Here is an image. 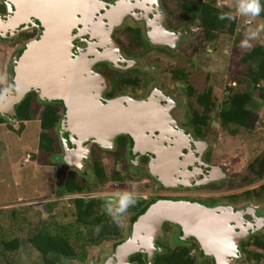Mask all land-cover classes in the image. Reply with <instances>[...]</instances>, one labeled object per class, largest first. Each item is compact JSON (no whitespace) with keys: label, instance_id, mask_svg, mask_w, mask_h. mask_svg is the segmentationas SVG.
Masks as SVG:
<instances>
[{"label":"water","instance_id":"obj_1","mask_svg":"<svg viewBox=\"0 0 264 264\" xmlns=\"http://www.w3.org/2000/svg\"><path fill=\"white\" fill-rule=\"evenodd\" d=\"M9 1L17 8L9 23L23 18L26 10L27 19L30 20V15L38 18L44 31L39 39L27 45L21 61H16L18 67L13 66L15 72H9L7 84L0 89V93L4 89L8 91L3 101H0V117L17 128L20 124L16 116L17 107L32 92L38 94L39 103L48 102L52 97L63 100L67 110L57 127L62 151L50 157L52 162L61 164L62 168L66 166L63 168L65 171L70 167L78 168L84 177H88L86 161L91 156L92 145L97 144L105 151H113L117 137L129 135L134 143V153L158 149L155 152L158 157L150 165V172L163 181H173L171 185L179 182L185 186H200L228 178L223 167L217 165L213 169L218 180H199L198 175L202 172L203 165L202 169L198 170L195 166L192 172L189 171L188 167L193 165L181 161L184 157L183 149L178 142L170 148L160 145L163 142L161 137L169 135L164 130L173 124L174 119L170 114L173 99L158 88L142 100L128 96L112 100L102 98L106 86L101 87L103 78L92 72V66L95 63H115V68L121 69L126 62L121 61L116 53L119 52L118 45L110 38L113 28L108 30V39H103L100 45H90L93 46L88 50L90 53L82 51L76 58L73 53L76 39L74 30L80 24H83L85 30H88L87 24L93 27L92 21L95 20L96 13L102 5L105 7L101 1L92 0L91 11L90 4L85 0H7V4ZM150 1L152 0H120L119 6H115V12L118 16V11L122 10L119 17L121 21L130 15L138 19L140 13L136 15L134 12ZM159 1H153L157 8ZM161 10L159 9L162 13ZM162 16L165 18V13ZM145 17L149 18L148 15ZM103 18L100 17L99 21L105 27ZM157 19L159 22L153 20L150 24L141 20L147 25V39L151 45L164 47L172 52L179 51L187 39L185 32L171 31L162 24L163 17L158 16ZM31 23L34 26L36 24L34 21ZM99 30L103 33L100 27ZM96 31L97 26L94 25V33ZM2 37L0 36V46L4 47ZM109 51L113 52L111 56ZM16 87L21 90L20 94L13 91ZM67 134L70 140L65 137ZM167 224L181 229L179 241L196 239L204 254L214 260L213 264H240L243 259L240 242L264 232V207L253 204L242 207L230 204L207 207L199 203L159 201L132 223L126 237L102 262L93 258L89 264H136L132 258L137 255H144L147 264H153L157 254L165 253L158 242L163 238Z\"/></svg>","mask_w":264,"mask_h":264},{"label":"flooded vegetation","instance_id":"obj_2","mask_svg":"<svg viewBox=\"0 0 264 264\" xmlns=\"http://www.w3.org/2000/svg\"><path fill=\"white\" fill-rule=\"evenodd\" d=\"M90 1L92 2V0ZM99 1H101L105 7L102 5L101 9L96 13V18H94L95 20L92 21V23L97 26V33H94V25L92 27L90 24H87L88 30H85L83 24H80L74 30L73 35L76 36V39L74 40L75 46L73 49L74 58H76L78 55H81L82 51L87 52L88 50H91L93 46L90 45H100L103 42V39H108V30L113 28L110 38L114 41V44L118 45L119 52L116 53L119 55L121 61L125 60L126 62L122 65L121 69L115 68V63H112V65L109 63H95L92 66V72L99 74L104 79L101 80V87L104 88V86H106L102 98L104 100H112L118 97L128 96L135 100H142L150 95L156 88L161 90L164 95L173 99V104H170L171 107H173V110L170 112V114L173 116L172 118L174 120L172 121L173 124H171L168 129L164 130L166 131V134L169 135H166V137L163 138L161 137L163 142L160 145L164 148H170L174 144L179 143L183 149L184 156L181 158V161H187L193 165V167L189 165V171L192 172L195 166V168H198V170L199 168L202 169L201 165H203V170L198 175V179L202 180L209 178L218 180L213 167L219 165V163L223 161L219 143L220 134L225 130L226 132L229 131L231 135L237 137L238 130L245 129L243 127L238 128L224 126V124L219 119L218 111H210L207 113L206 111L198 109L199 106H196V99L193 98L189 93V88H194V85L189 80V72H187L186 69H178L173 67H166V69L163 70V67L160 65L162 62L160 57L165 54V51L169 53L171 51L164 47H154L151 45L147 39V25L144 21H141L146 20L148 24H150L151 21L153 22V20L159 22L157 17L161 16L163 17L162 24H164L171 31L177 33L184 31L187 37L189 35L191 36L199 34L197 40L201 44L203 43L201 40L202 30L198 25L199 19L198 21L197 19L195 20L198 13H193L195 10L193 11V9L190 8L191 19L187 20L188 12L183 9V6L191 4L193 0L190 2H187L186 0L185 3L181 4V10L185 16V19L183 18L184 20H181V23H175L170 18L171 11L170 9L168 10V7H170L168 2L171 0H160L158 8L153 3L154 0H152L147 4H143L140 10H136L134 12L136 15L140 13V17H138V19H135L133 18V15H130L122 21L119 18L122 14V10L118 11V16L117 12H115V6H119L118 3L120 0ZM91 4L93 5V3ZM135 6L138 7V4ZM159 9H162L161 11L163 14L159 11ZM91 10L92 9L90 7V11ZM16 11L17 8L13 2L10 3L9 1L7 4V0H0V36H5L2 37L1 40L5 44L4 48L9 50L7 51L8 60L4 74L6 77L5 84H7L9 72H15L13 66L18 67V63L25 55L27 45L36 39H39L44 31L38 18H32L33 16L30 15V20L27 19L28 12L26 10L25 12L27 13L23 16V18L21 17L19 20L9 23L10 19L15 16ZM164 13L165 18L162 16ZM142 14L143 16L148 15L149 18L147 19L145 16L142 17ZM100 17H104L103 23L106 25L105 27H103L101 21H99ZM32 21L36 22L35 26L31 23ZM89 26L91 29H89ZM98 27L103 30V33H101L100 30L98 31ZM152 29L153 28H151V30ZM197 32L199 33L195 34ZM135 35L137 37L133 43V47H129V37L133 38ZM92 37L98 38L94 39ZM182 48L183 47H180V50ZM208 51L210 52V50ZM88 53L90 52L88 51ZM109 53L111 56V53L113 52L109 51ZM16 61L18 63H16ZM148 62L155 64L153 65L155 67L149 66ZM158 66L162 68L161 72L157 69ZM178 73L182 74L183 77H176V75H179ZM157 74L159 75L157 76ZM166 74L170 76V78H168V82H166L168 80L165 78L168 77ZM28 97H30V100L34 103L32 105V112L34 113H41V111L47 106L59 109V115L61 118L66 113L67 109L63 100L52 97L48 102L39 103V96L36 92L29 93L24 99ZM165 104L167 103H164V105ZM5 122L6 124H0V131H3L4 134H8V130L10 131L8 125H11L7 121ZM59 123L60 121L58 122L56 128L51 130V133L55 135L57 139V151L47 155L48 157L60 154L62 151L60 148V137L57 134V127ZM247 130H252L251 125L249 128H247ZM172 133L174 135H171ZM65 137L70 140L69 134H67ZM71 148H73V145ZM133 148L134 143L129 135H121L117 137L115 141V150L113 151H105L97 144H93L91 147V156L89 160L86 161V170L89 174V181H86L78 168L75 167H70L67 171H65L63 168H66V166H63L62 168L61 164H57L59 171L56 173L63 174V176H65V183L68 181L70 172L76 171L81 183L86 185V187L92 185L93 183H98L102 184L101 188L103 189H108L109 186L120 187L121 190L129 189L130 191H133L135 188L138 189L136 205L134 207H130L125 213L128 217L127 229L133 223L130 221L133 216L138 215V218L144 214L149 209V207H151V205L159 201L191 202L199 203L207 207H215L224 203H230L234 206H237L242 202H261V200L264 199V192L259 199H256L255 197L247 198L246 196L248 193H252L257 189L246 190L244 192L242 190L244 186H237L235 183L232 185L229 184L230 186L226 189L230 191V193L223 195L220 192L225 181H214L213 183L200 186H185L179 182H175V184L171 185V182L173 181H163L153 176L150 172V165L158 157L156 155L157 153H155L158 152V149L153 148L154 151L146 153H141L139 151L134 153ZM262 152L260 154H262ZM39 153L46 155L41 151H39ZM185 157L190 158L186 159ZM99 162L100 164L107 166L108 169H110L109 166L112 164V167H114V178H108L105 182H100L93 175V166H95V163L97 164ZM249 164L247 168L249 167ZM44 167H54L52 170L55 169V166L51 165ZM54 172L55 170L53 173ZM182 172L184 173L183 170ZM237 180L239 181V178H236L235 181ZM261 186H259L258 189ZM66 195H68L67 198L70 200L78 198L91 200L100 198L106 199L101 197L103 196L101 193H94L88 190ZM120 196L121 195L118 193H113L112 195H109V198L107 199L115 202ZM252 196H254V194ZM137 218H135V220ZM122 225L125 226V223L123 222ZM180 234L181 229L178 226L167 224L164 227V236L158 242V245L164 249L165 252L168 251V249H173L180 245L187 246L190 249L191 256L196 262L199 264H213L214 260L210 256H206L204 254L200 243L196 239H191L187 242H181L178 240ZM258 236L264 237V233L259 232L256 235L250 236L240 242V251L243 255V259L241 260L240 264L247 257L245 250H248V244L250 245L254 237Z\"/></svg>","mask_w":264,"mask_h":264},{"label":"trees","instance_id":"obj_3","mask_svg":"<svg viewBox=\"0 0 264 264\" xmlns=\"http://www.w3.org/2000/svg\"><path fill=\"white\" fill-rule=\"evenodd\" d=\"M260 3L264 6V0H260ZM190 8L195 10L193 13H198L195 20L199 19L198 25L202 30L203 43H215L223 35L231 37L238 35V18L233 15L229 7H219L215 1L193 0L191 4L183 6V9L188 12L187 20L191 19ZM221 13H227L233 19L219 20L218 15ZM256 18L264 21V12ZM240 35L233 41L234 51L230 57L237 66V71L231 76V85L227 88L209 86L203 93L190 87L189 93L196 99L198 109L207 113L218 111L219 119L224 126L243 127L247 130L251 121H254V113L249 109L253 95L257 94L258 99L264 101V45L254 40L251 42V49H242L240 43L247 36ZM136 37V35L133 38L129 37L130 42L127 41L129 47H133ZM178 74L176 77H183L182 74ZM33 104L30 97L24 99L17 107L19 128L15 129L9 125L8 127L10 132L20 136L26 124L36 119L39 128L36 150L50 155L57 151V139L51 130L56 128L61 119L59 109L47 106L38 114L32 112ZM0 124H6V122L0 118ZM48 165L55 166V163L49 162ZM109 168L100 162L95 163L92 173L100 182H105L108 178H114L112 164ZM247 171L248 176L236 184L237 186L252 185L264 179V151L250 162ZM62 188L65 194L88 190V187L81 183L76 171L70 172L68 181ZM263 192L264 185L258 191L248 193L246 197L259 199ZM105 200L101 198L69 200L68 207L61 208H70L73 211L74 220L69 223H61L58 220L59 209H51L48 202L41 203L43 214L41 217L39 215L40 218L36 222L29 219L31 206L1 209L0 264H19V252L24 241L37 251L43 264H59L61 259L89 262L88 248L98 247L106 242H112L111 246L114 249L124 239L127 229L125 230L121 221L119 224L114 223L106 214L103 208ZM18 201L13 198L10 203L17 204ZM0 205L6 204L3 202ZM137 216L130 219L131 223ZM101 224L103 227L97 231V225ZM248 247V250H245L247 257L241 264H264V237H254ZM132 261L136 264H147L146 257L142 255L133 257ZM153 264L199 263L191 256L187 246L180 245L157 255Z\"/></svg>","mask_w":264,"mask_h":264},{"label":"rangeland","instance_id":"obj_4","mask_svg":"<svg viewBox=\"0 0 264 264\" xmlns=\"http://www.w3.org/2000/svg\"><path fill=\"white\" fill-rule=\"evenodd\" d=\"M191 0H187V2ZM215 1L219 7L227 6L230 8L234 16L238 18V35L247 36L248 32L258 25H264V21L259 18L243 15L238 7L239 0H209ZM186 0H171L168 2L170 7V18L175 23H181L185 19L181 10V4ZM184 18V19H183ZM199 32L195 33L198 34ZM236 35L235 37H238ZM198 35H189L182 44V49L176 52H166L160 57L162 62L160 65L163 70L166 67L186 69L189 80L197 92L203 93L209 86L227 88L231 85V76L237 71V66L230 59L234 51L233 41L235 37L223 35L215 43H199ZM201 41V40H200ZM259 44L264 45V31L260 33L259 39L255 40ZM203 47V48H202ZM210 50V52L208 51ZM8 49L0 46V89L3 88L6 81L5 69L8 60ZM144 61V60H143ZM149 66H153L148 62ZM155 67V66H153ZM161 72V67H157ZM166 72V71H165ZM160 74V73H159ZM157 74V76L159 75ZM168 76V74H166ZM166 80L170 76L165 77ZM157 79V77H156ZM169 79L166 81L168 82ZM3 83V84H2ZM249 109L254 113V121H251L252 130H238V136L235 137L230 132H222L220 134L219 143L221 156L223 161L219 163L228 173L221 192L223 195L230 193L226 188L232 184H238L244 177L248 176L247 166L250 161L264 151V101L258 99L257 94L253 95V101L249 105ZM233 127V126H231ZM19 126L15 129H18ZM38 123L35 120L26 124L25 130L19 136L8 130V134L0 131V204L5 202L6 205H0L1 209H10L13 207H27L29 209L30 220L36 222L42 212L41 203L48 202L49 207L58 208L60 215L58 220L61 223H69L74 220L73 211L61 209L68 207V195L64 194L63 186L65 176L58 172L57 164L54 167L45 168L51 161L47 155H43L36 150L38 145ZM214 139V138H213ZM54 163V162H52ZM56 174V175H55ZM54 175V177H53ZM89 175V174H88ZM53 178V179H52ZM239 178V181H235ZM89 181V176L84 177ZM237 182V183H236ZM230 184V185H229ZM264 184V180L256 182L252 185H245L243 191L258 189ZM102 184L93 183L88 186V191L101 193L102 198H109L113 193L122 194L124 190L120 187L109 186L108 189L101 188ZM133 189V188H132ZM130 191V190H129ZM138 193V189H133ZM109 194V195H107ZM16 198L17 204L10 203ZM117 198V197H115ZM230 204V203H224ZM247 204H253L257 207H264V199L261 202H242L237 206L242 207ZM232 205V204H230ZM236 206V205H235ZM66 211V212H65ZM40 215V217H39ZM118 219L125 223V230L128 227V217L124 214ZM121 221V222H122ZM122 222V223H123ZM128 229L125 234H127ZM261 233H264L261 231ZM112 242H106L98 247L88 248L89 262L95 258L97 262H102L112 252ZM19 264H43L40 255L28 243L23 242L19 252ZM89 262L69 261L61 259L59 264H89Z\"/></svg>","mask_w":264,"mask_h":264},{"label":"clouds","instance_id":"obj_5","mask_svg":"<svg viewBox=\"0 0 264 264\" xmlns=\"http://www.w3.org/2000/svg\"><path fill=\"white\" fill-rule=\"evenodd\" d=\"M239 11L245 16H251L253 18L258 17L261 12H264V6L261 5L260 0H239ZM219 20H232L233 17L227 13H221L218 15ZM264 31V25H258L254 29L248 32L247 38L242 40L240 47L242 49H251L252 41L259 39L260 33ZM17 94H20L19 87L13 89ZM8 94L6 89L0 93V101ZM137 203V193L135 191L124 190L115 202L111 200H105L103 208L106 214L111 217L114 223L119 224L118 217H122L130 207H134ZM103 225H97V231H100Z\"/></svg>","mask_w":264,"mask_h":264},{"label":"bare ground","instance_id":"obj_6","mask_svg":"<svg viewBox=\"0 0 264 264\" xmlns=\"http://www.w3.org/2000/svg\"><path fill=\"white\" fill-rule=\"evenodd\" d=\"M85 2L88 3V4H90L91 9H93V5L91 4V3H93V2H91L90 0H85ZM86 9H87V8H85L84 10L86 11ZM23 12H24V9H23ZM23 12H22V13H23ZM26 13H27V12H24V13H23V16H24Z\"/></svg>","mask_w":264,"mask_h":264}]
</instances>
